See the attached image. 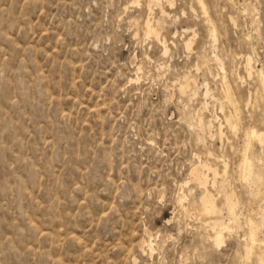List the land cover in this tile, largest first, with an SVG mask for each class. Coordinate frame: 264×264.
<instances>
[{
	"label": "rangeland",
	"instance_id": "rangeland-1",
	"mask_svg": "<svg viewBox=\"0 0 264 264\" xmlns=\"http://www.w3.org/2000/svg\"><path fill=\"white\" fill-rule=\"evenodd\" d=\"M203 2L0 0V264H258L264 0Z\"/></svg>",
	"mask_w": 264,
	"mask_h": 264
},
{
	"label": "bare ground",
	"instance_id": "bare-ground-1",
	"mask_svg": "<svg viewBox=\"0 0 264 264\" xmlns=\"http://www.w3.org/2000/svg\"><path fill=\"white\" fill-rule=\"evenodd\" d=\"M154 1V0H153ZM198 2L202 5V9L206 12V7H205V3L203 2V0H198ZM158 3V2H157ZM154 5H156V4H154ZM162 13H163V15H165V11L163 10L162 11ZM146 32H148V35H154L156 38H158V32H157V30L156 29H154V27L151 25V24H147V26H146ZM213 33H215V29H213ZM190 45H191V40H189L187 43H186V47H187V49H189L190 48ZM247 65H246V71H247V74L249 75V76H251L252 74H253V72H254V70H253V67H252V65H251V60H248V63H246ZM245 70V69H244ZM258 73V72H257ZM259 74V73H258ZM256 75V74H255ZM260 76H261V74H259ZM263 77V76H262ZM262 80V79H261ZM225 83V82H224ZM262 84V83H261ZM263 85V84H262ZM191 86V82H189V81H186L184 84H182V86H181V92H182V94H185V93H187V90L189 89V87ZM225 89V88H224ZM227 92V91H226ZM207 95H209V93H208V91H207ZM225 95H228L227 96V99H228V101L230 100V101H232V94H230V90H229V88H228V94H225ZM235 102V101H234ZM233 102V103H234ZM231 103V102H230ZM232 103V104H233ZM231 104V105H232ZM232 108H234V107H232ZM235 110V109H234ZM234 113H236L235 111H234ZM231 114V113H230ZM233 115V114H232ZM235 115V114H234ZM234 117H236V116H234ZM235 119V118H234ZM238 120V117H237V119H236V121ZM228 122L230 123V125H231V128L233 129V130H235L237 127H238V124L233 120H230V119H228ZM238 122V121H237ZM204 123V122H203ZM204 127V126H203ZM203 129V128H202ZM249 138H251V141L252 140H255V141H257L260 145H261V147H262V151H264V134L263 133H260V132H258V131H256V130H251L249 133ZM246 136V135H245ZM248 137H247V139H248ZM247 143V142H246ZM248 143H249V141H248ZM247 143V145L249 146L250 144H248ZM247 149H249V147L247 148ZM245 156H247L246 154H245ZM248 157V156H247ZM245 158V157H244ZM244 158H243V160H244ZM250 161V160H249ZM247 159H246V167H244L245 168V171H246V173H247V171H249V173H251L252 172V168H253V164H252V162H249ZM245 166V165H244ZM201 168H207V170L208 171H210V173L211 172H213L214 173V176L216 177V175H217V171L216 170H214L212 167H210V166H207V165H205V166H200V167H197V168H195L193 171H192V173H191V176L193 177V179H194V181L197 183V185L199 186V187H201L202 189H203V195H202V198L200 199V203H199V216L201 217V218H207V217H209L210 219H212V225H213V227H212V230H213V232H214V236H213V240H214V242H215V244L218 246V245H220L221 244V242L223 241V230H229L230 229V226L229 225H225V223H223L221 220H220V218H219V215H220V213L222 212V210L221 209H219L218 208V206H217V204H216V201H215V199H214V197H213V195L209 192V190H208V184H209V180H208V177L207 176H204V175H201L200 173V171H201ZM242 169H243V166L241 167ZM243 172H244V169H243ZM250 175V174H249ZM258 178H259V176H258ZM248 179V178H247ZM261 177H260V181H261ZM259 180V179H258ZM259 183V182H258ZM257 183V184H258ZM209 189H211V187L209 188ZM201 193V192H200ZM202 194V193H201ZM233 195V194H232ZM232 198H234L233 196H232ZM225 199V198H224ZM226 206H227V208H228V210H229V213H230V215H232L233 216V209H234V204H233V201H232V199H231V196H227V198H226ZM235 201V200H234ZM236 202V201H235ZM224 203V202H223ZM226 208V209H227ZM229 216V215H228ZM235 216V215H234ZM237 216V215H236ZM263 217V216H262ZM263 219V218H262ZM261 219V220H262ZM233 222V221H232ZM249 222V221H248ZM236 224V223H235ZM249 224V223H248ZM247 224V225H248ZM238 225V224H237ZM252 225H253V227H252V230H251V232H250V242H251V245H252V248H251V250H250V252L249 253H251L252 252V250L254 249V247L255 246H257V245H259V246H261V242L259 241V239H258V235H257V232H256V228H255V225H254V223L252 222ZM261 225H263V224H261ZM250 226V225H249ZM258 227V226H257ZM264 229V228H263ZM259 242V244H257V243ZM150 243V242H149ZM263 245V244H262ZM148 246H150V245H148ZM263 247V246H262ZM248 254V253H247ZM248 257V256H247ZM258 264H264V255H259L258 256Z\"/></svg>",
	"mask_w": 264,
	"mask_h": 264
}]
</instances>
